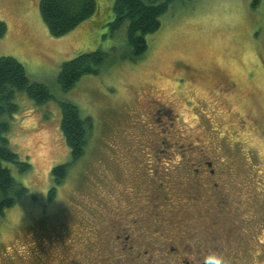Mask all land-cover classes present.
<instances>
[{
	"label": "rangeland",
	"instance_id": "1",
	"mask_svg": "<svg viewBox=\"0 0 264 264\" xmlns=\"http://www.w3.org/2000/svg\"><path fill=\"white\" fill-rule=\"evenodd\" d=\"M39 2L0 0V19L8 27L0 38V56L17 58L33 80L49 85L53 95L44 104L25 91L15 95L19 109L10 119L7 136L31 167L22 171L18 164L5 163L27 191L0 213V264L23 263L11 257L30 228L35 226L39 233L52 230L46 222L51 215L62 213L76 199L100 193L99 177L113 178L118 164L126 167L122 163L131 161L128 154L134 146H150L144 112L150 103L152 109L153 104L173 108L180 117L174 130L180 141L186 135L191 153L203 151L217 162L246 168L232 199L254 192L264 201V0L256 6L254 0H178L162 15L160 28L147 36L142 58L108 63L68 91L57 81L63 62L82 52L122 46L125 27L110 33L115 0H97L94 15L54 36ZM62 101L75 103L83 117L93 119L85 155L77 161L61 131ZM162 116L166 125L169 118ZM69 161L66 177L57 184L52 168ZM259 235L264 239V233ZM256 264H264V259Z\"/></svg>",
	"mask_w": 264,
	"mask_h": 264
},
{
	"label": "flooded vegetation",
	"instance_id": "2",
	"mask_svg": "<svg viewBox=\"0 0 264 264\" xmlns=\"http://www.w3.org/2000/svg\"><path fill=\"white\" fill-rule=\"evenodd\" d=\"M150 104L144 108L150 146H134L128 154L131 161L122 163L126 167L118 164L113 178L99 177L100 193L76 199L62 213L51 215L46 222L52 230L30 228L13 261L204 264V257L213 252L222 254L227 264L264 259L259 235L264 233V201L254 192L245 199L231 198L237 196L238 179L246 168L217 162L203 151L191 153L186 135L180 141L174 130L180 117L173 108L153 104L152 109ZM163 113L169 118L166 125ZM151 120L154 125L149 126ZM163 158L165 162L159 161ZM247 187L250 193L252 187Z\"/></svg>",
	"mask_w": 264,
	"mask_h": 264
},
{
	"label": "trees",
	"instance_id": "3",
	"mask_svg": "<svg viewBox=\"0 0 264 264\" xmlns=\"http://www.w3.org/2000/svg\"><path fill=\"white\" fill-rule=\"evenodd\" d=\"M178 0H115L114 19L109 22V32L116 34L125 27V42L112 51L96 49L82 52L63 62L57 81L64 91L72 89L77 82L88 74H98L108 63L118 60L137 61L148 49L147 36L161 26V17L170 5ZM260 0H254L256 6ZM40 13L54 36H62L86 21L98 11L97 0H40ZM7 23L0 19V38L7 32ZM18 91H25L37 104L52 99L48 84L33 80L22 62L11 55L0 56V213L12 207L27 191L18 182L5 163H15L21 170L29 169L31 164L20 158L11 147L7 133L11 121L18 112L15 101ZM60 127L71 158L77 161L85 155L86 146L93 127L91 116L83 117L80 108L70 101H62ZM72 162L57 164L52 168V176L57 184L66 177ZM56 185L49 191L54 197Z\"/></svg>",
	"mask_w": 264,
	"mask_h": 264
},
{
	"label": "clouds",
	"instance_id": "4",
	"mask_svg": "<svg viewBox=\"0 0 264 264\" xmlns=\"http://www.w3.org/2000/svg\"><path fill=\"white\" fill-rule=\"evenodd\" d=\"M211 259L212 264H227L225 257L219 253H210L204 257V264H208L209 260Z\"/></svg>",
	"mask_w": 264,
	"mask_h": 264
}]
</instances>
